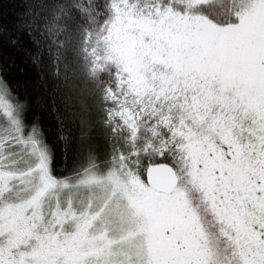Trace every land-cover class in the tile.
<instances>
[{"label":"snow or ice","instance_id":"snow-or-ice-1","mask_svg":"<svg viewBox=\"0 0 264 264\" xmlns=\"http://www.w3.org/2000/svg\"><path fill=\"white\" fill-rule=\"evenodd\" d=\"M0 264H264V0H0Z\"/></svg>","mask_w":264,"mask_h":264}]
</instances>
